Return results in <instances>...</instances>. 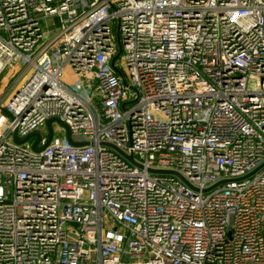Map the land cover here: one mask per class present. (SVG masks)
<instances>
[{"label":"built area","instance_id":"built-area-1","mask_svg":"<svg viewBox=\"0 0 264 264\" xmlns=\"http://www.w3.org/2000/svg\"><path fill=\"white\" fill-rule=\"evenodd\" d=\"M0 83V264H264V0H0Z\"/></svg>","mask_w":264,"mask_h":264},{"label":"water","instance_id":"water-1","mask_svg":"<svg viewBox=\"0 0 264 264\" xmlns=\"http://www.w3.org/2000/svg\"><path fill=\"white\" fill-rule=\"evenodd\" d=\"M119 53H120V50L118 51L117 56L119 55ZM113 61H114V59H113ZM1 112L4 113V114H7V112H6L4 109H1ZM7 115H8V114H7ZM52 122H56V123H58V125H60V126L64 129V131H65V138H66V142H67V144H69L70 146H79V145H81V144H79V143H75V142H73V141L71 140L70 135H69L68 128H67L62 122H60V121L57 120V119L48 120V121H46V123H45V127H46V129H47V131H48V138H47V140H49V139L51 138V123H52ZM32 137L35 139L34 142L32 143V150H33V151L41 150L43 147H41L40 149H36V147H35L36 143L39 141V138H40L39 134L36 133V132L30 134L29 136H27V137L24 138L23 140H18L17 137H16V134L13 133V134H12V141H13V143H15L16 145H20V144H22L24 141H27V140H29V139L32 138ZM102 145L107 146V147H109V148L115 150L117 153H119L121 156H123L124 158H126V159L129 160L130 162H133V159H132L131 156H126L122 151H120L119 149H117V148L114 147L113 145L108 144V143H103ZM263 167H264V163H263L260 167H258L254 172H252L251 174L247 175L245 178L250 177L251 175H253L255 172H257L259 169H261V168H263ZM152 173H156V174H164V175H168V174L176 175V174L173 173V172H167V171H159V172H152ZM180 178H181V177H180ZM181 179H182V178H181ZM182 180H183V179H182ZM183 181L185 182V180H183ZM185 184H187V183L185 182ZM205 191H207V190H205ZM263 238H264V230H263Z\"/></svg>","mask_w":264,"mask_h":264},{"label":"rangeland","instance_id":"rangeland-1","mask_svg":"<svg viewBox=\"0 0 264 264\" xmlns=\"http://www.w3.org/2000/svg\"><path fill=\"white\" fill-rule=\"evenodd\" d=\"M58 24H59V21L57 18L47 19L46 22H42L41 29L43 32L47 30H53L54 28L58 26ZM114 33H116L115 28H114ZM70 87L73 88L77 93L83 94V91L81 88H76L74 85H71Z\"/></svg>","mask_w":264,"mask_h":264},{"label":"crops","instance_id":"crops-1","mask_svg":"<svg viewBox=\"0 0 264 264\" xmlns=\"http://www.w3.org/2000/svg\"><path fill=\"white\" fill-rule=\"evenodd\" d=\"M3 89H4V83H0V94L2 93Z\"/></svg>","mask_w":264,"mask_h":264}]
</instances>
